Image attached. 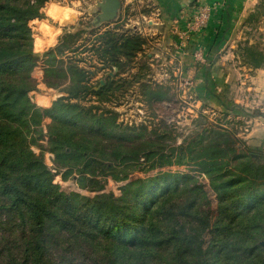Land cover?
<instances>
[{
	"label": "trees",
	"instance_id": "obj_1",
	"mask_svg": "<svg viewBox=\"0 0 264 264\" xmlns=\"http://www.w3.org/2000/svg\"><path fill=\"white\" fill-rule=\"evenodd\" d=\"M51 1L57 0H0V264H181L209 231L213 237L200 264H261L264 152L247 153L249 161L233 168L232 162L243 157L237 154L242 146L230 141L227 144L228 131L211 125L208 128L202 117L197 125L209 130L205 140L208 146L196 159V150L185 147L167 154L164 144L161 148L157 143L144 147L121 144L136 129L122 127L116 112L95 118L91 112L84 113L87 111L81 104L91 94L112 102L121 78H109L99 89L92 87L90 71L81 66L88 59L77 60L73 54L82 47L84 53L92 54L93 61L96 57L101 67L118 68L119 77L129 70L145 42L139 34L105 31L97 36L92 48H87L79 44L78 38L86 32L81 30L64 33L54 48L37 53L30 23L46 18L43 9ZM226 15L229 19L230 12ZM211 20L185 48L190 55L199 47L206 51L210 64L205 69L206 90L211 66L229 29L221 27L213 34ZM99 23L97 19L89 27ZM68 60L70 65L58 70V65ZM39 65L44 66L47 88L65 94L48 110L38 108L31 96L38 91L33 72ZM51 75L62 76L66 83L53 84L48 80ZM196 93L203 102L208 99L203 91ZM151 97L163 96L152 92ZM242 112L250 117L261 116L259 112ZM44 116L53 122L49 126L50 142L56 158L73 160L67 166L76 168L81 175L100 171L127 182L120 197L101 194L90 198L66 193L54 183L43 155L32 149L42 140V131L33 128ZM64 120L72 126L62 123ZM78 126L113 135L117 145L111 151L97 153L93 138L75 142ZM173 166L208 173L217 197L216 210L205 186L193 187L189 175L161 171ZM136 171L159 172L131 180ZM197 194L203 196L202 200ZM188 196L189 203L184 200Z\"/></svg>",
	"mask_w": 264,
	"mask_h": 264
},
{
	"label": "rangeland",
	"instance_id": "obj_2",
	"mask_svg": "<svg viewBox=\"0 0 264 264\" xmlns=\"http://www.w3.org/2000/svg\"><path fill=\"white\" fill-rule=\"evenodd\" d=\"M99 1L68 0L64 2L66 7L72 9L69 10L70 14L72 13V16L76 18L71 19L64 27L63 34L86 30L78 39L80 46L85 44L87 48H92L96 43L97 36L105 31H114L119 34L128 33V35L139 34L145 44L142 52L130 64L129 70L119 76L121 78L120 85L117 88L116 97L112 98V102H108L104 96L96 97L91 94L87 100L81 102L82 106L86 108L84 111H87L84 113L89 114L91 112L90 114L95 115L96 118L100 116L108 117L116 112L118 114L117 121L122 124V127L132 126L136 129L135 133H128L129 136L121 140V144L124 146L138 145L144 147L148 143H157L159 144L157 147L161 148V145L164 144L167 146V154L173 149L185 147L186 149L196 150L193 151V157L196 159L200 155L198 153L208 146L205 140L206 136L209 135V130L206 129L207 131H205V126L200 127L197 125V122L201 119L200 117H202L208 128L211 125L228 131L229 136L225 141L227 144L230 141L232 145L237 143L242 146L241 152L239 151L237 154L241 153L243 157L232 162L233 168L238 169L242 166L243 161H249L250 158L247 153L264 152V121H260L258 118H248L242 112V110L246 113L248 111L253 113L264 112V104H262L260 94L253 93L256 103H253L252 106L248 105V100L253 101L252 98H248V75L250 74L248 62L249 64L252 63L253 66L259 63V59H256V57L250 59L248 55L251 53L248 51V33L252 31L249 34H252L255 38L256 45L260 48L263 44L261 48L264 49V40L261 41V37H264V24L258 21L254 26H249L248 17H245L243 11L233 12L231 17L233 24L232 26L230 24V28L227 29V39L218 50L220 58L224 57V59L219 66L214 67L216 68L214 73L212 69L209 73L208 89L203 91L204 95H208V99L203 102L197 97L195 76L191 75L190 68L184 63L183 58L177 57L178 54L184 56L186 50L183 46H188L192 39L193 34L188 36V41H185L184 44L181 43V34L189 28L193 15L184 28H178L177 30L175 28L174 34L177 41H173L174 44L168 46L166 44L165 47L163 37L156 30V27L152 29L153 31L147 32L145 30H135V23L129 22V20L135 21L140 11L149 9L147 4H142L139 1L138 6L130 8V11L120 9L118 17L111 24L102 23L99 26L89 27V24L95 23L99 17L100 11L97 9ZM146 13L149 14L147 11ZM144 22L146 27H151L148 26V21L144 20ZM81 48L76 55L73 54V58L77 60L81 58L88 59V62L81 64V66H84L90 72H95V75L90 77L89 85L98 88L100 80L107 78L106 73H114L115 71L111 67H103L102 69L101 63L96 60V57L93 61L92 54L90 52L84 53L85 50ZM198 51L196 49L194 53ZM201 52L204 55L197 57L191 54V56L195 64L199 63L205 69L209 62L206 58V51L201 50ZM123 60L126 62V58ZM66 62L59 64L58 70L67 68L71 63L70 60ZM181 67H183L182 74L179 73ZM41 71L44 73V66L39 65L33 72L38 85H41V81H39L41 79L44 83ZM225 71L227 72L225 73ZM136 77L137 79H135ZM48 80L53 84L66 83L65 78L58 75H51ZM184 81L190 82L191 85L185 86ZM149 86L151 89H149ZM152 92H159L163 97H151ZM50 93L57 95L55 100L65 95L59 90L45 86L38 87V91L32 92L31 96L37 107L44 109L49 105L48 95L50 97ZM222 100L228 102L229 109L215 107ZM62 123L72 126L69 120H64ZM52 124V119L49 116H44L40 124L34 126L33 129L39 132L42 131L43 135L39 145L33 146L32 149L36 154L43 155L45 167L51 173L54 183L66 193L74 192L90 198L101 194H115V196L120 197L121 189L127 182L114 180L100 171L95 175H92V173L81 175L76 171V168L67 166V163H74L73 160L62 161L56 158L51 152L50 137L52 129L49 126H52ZM254 127H258V129L250 134ZM88 131V128L78 126L74 136L75 142L84 137H91L97 144V153L106 152V150L111 151L113 146L117 145L116 137L113 135L107 136L102 131ZM221 144H224V141H221ZM252 148H261L262 151L253 150ZM93 168L94 166L90 170ZM161 171L189 175L193 187L195 185L205 186V191L212 200L213 209L216 210L217 197L209 184L208 173L194 172L183 166L165 167ZM158 172L143 173L136 171L130 176V179L145 178ZM197 195L199 200H202L203 196L201 194ZM184 200L189 203L191 197L188 196ZM212 237L213 234L210 231L200 237L193 251L183 258L181 264H200Z\"/></svg>",
	"mask_w": 264,
	"mask_h": 264
},
{
	"label": "crops",
	"instance_id": "obj_3",
	"mask_svg": "<svg viewBox=\"0 0 264 264\" xmlns=\"http://www.w3.org/2000/svg\"><path fill=\"white\" fill-rule=\"evenodd\" d=\"M67 1L68 0H57L47 3L43 9V13L46 16V19H35L30 23L33 32L36 31L34 32V47L37 53H44L50 48H54L58 44L60 38L63 36L64 27L70 22L71 19L76 18H74V16H72L73 14H70L69 12V10L72 9H69L64 5V2ZM138 1L142 4H147V7H149V9H146V11L149 12V14H147L145 10L140 11L138 18L135 21L129 20V22L135 23V30L139 29L145 30L147 32L153 31L152 29L156 27V30L160 32L163 37L165 47L166 44L168 46L169 44H174L175 40L177 41L174 34L175 28L176 30L178 28H184L190 17L194 15V12L205 6H209L212 9L211 29L213 34H217L221 27L230 28V24L231 26L233 24V21H231V17L233 15V12L237 10L243 11L245 17H248L249 26H254L258 21L261 22V24H264V0H121L120 9H123V11H130V8L138 6ZM227 11L230 12L229 19L226 15ZM144 20L148 21V26L151 27H146ZM112 22L113 21H110L106 24L109 25ZM249 33H252V31ZM249 33L248 51L251 53L248 55L250 59L252 57H256V59H259V63H256L255 66H253L252 63L249 64L248 62V71H250V74L248 75V98L253 99V101L248 100V105L252 106L253 103H256V98L253 97V93L260 94L262 104H264V49L261 48L263 47V44H261L260 46L261 49L256 45L255 38L252 36V34ZM263 40L264 37H261V41ZM183 55L184 56H181L180 54L179 56L183 58L184 63H186V65H188V68H190L191 75H194L196 78V91L202 93V91L205 90L204 86L206 84V67L204 69V67H202V65H200L199 63L195 64L193 57L187 52V50ZM223 59L224 57L220 58V56H218L216 61H214L213 65L211 66L213 73L216 69L214 67L219 66ZM208 66H210L209 63L207 64V67ZM114 71V73H106L107 78L100 80L99 88L103 87L106 84L107 80H109V78H116L117 80L119 79L117 75L119 74L118 68H115ZM41 72V77L44 78V73L43 71ZM226 72L227 71H225V73ZM90 73L91 76L95 75V72L93 71ZM39 81H41V85H38V87L41 88L46 86L45 83L42 82V79ZM53 92L56 93L55 91ZM56 97V94L50 93V97L48 95L49 105L44 109H50L51 104L56 99ZM226 104H228V102L222 100V102L216 104L215 107L221 108ZM250 113L253 114V112ZM260 114L261 116H248V118H258L260 119V121H264V112H261ZM257 129L258 127H254L250 134H253Z\"/></svg>",
	"mask_w": 264,
	"mask_h": 264
},
{
	"label": "built area",
	"instance_id": "obj_4",
	"mask_svg": "<svg viewBox=\"0 0 264 264\" xmlns=\"http://www.w3.org/2000/svg\"><path fill=\"white\" fill-rule=\"evenodd\" d=\"M212 16V9L209 6L201 7L198 9L196 12H194V15L192 17V21L189 24V28H187L186 31H184L181 34V43L184 44L185 41H188V36H191V34H196V33H201L203 30L207 27L209 20ZM183 48H186V45L183 46ZM199 50V51H198ZM201 50L202 48L197 49V53L195 52L193 56H202L204 55ZM178 58H181L179 55L177 56ZM183 62V61H182ZM181 64V62H180ZM182 65V64H181ZM183 67H181V70H179V73L182 74ZM185 83V84H184ZM185 86H190V82H185Z\"/></svg>",
	"mask_w": 264,
	"mask_h": 264
},
{
	"label": "water",
	"instance_id": "obj_5",
	"mask_svg": "<svg viewBox=\"0 0 264 264\" xmlns=\"http://www.w3.org/2000/svg\"><path fill=\"white\" fill-rule=\"evenodd\" d=\"M121 8V0H100L97 4V9L100 11L98 19L100 23H107L110 21H114L119 14ZM261 247L263 248V259L262 263L264 264V239L260 243Z\"/></svg>",
	"mask_w": 264,
	"mask_h": 264
}]
</instances>
